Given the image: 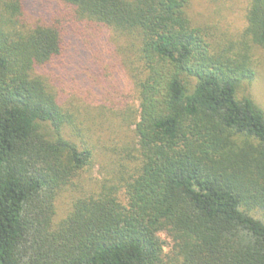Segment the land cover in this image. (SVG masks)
<instances>
[{"label": "trees", "instance_id": "16d2710c", "mask_svg": "<svg viewBox=\"0 0 264 264\" xmlns=\"http://www.w3.org/2000/svg\"><path fill=\"white\" fill-rule=\"evenodd\" d=\"M187 4L0 0V264H264V113L237 98L264 0L235 36Z\"/></svg>", "mask_w": 264, "mask_h": 264}, {"label": "rangeland", "instance_id": "374dc122", "mask_svg": "<svg viewBox=\"0 0 264 264\" xmlns=\"http://www.w3.org/2000/svg\"><path fill=\"white\" fill-rule=\"evenodd\" d=\"M245 6L246 0H188L186 11L195 25L210 28L216 27L219 33L235 36L241 33L245 27ZM252 53L256 63L254 77L250 81L240 82L237 89V98L241 99L243 97H248L264 113V48L253 46ZM63 76H67L68 79L58 80L56 76L53 77V83L57 86L63 98L72 102L74 106H83V102L88 103L83 99L84 94H78L77 90L79 89L81 92H90L92 94L93 87L87 84V82L84 83L82 79H73L70 74H63ZM112 77L107 79L109 84H114V86H116V80L118 78H122L123 81H125V79L128 80L127 76L120 71L115 72ZM89 96L92 100L95 97L94 95H88V97ZM95 103L96 102H90L88 106L89 109L84 110V113L85 111H91L92 114ZM95 113L96 111L94 110L93 115ZM101 123L103 122L101 121ZM102 126L105 127V124L103 123ZM127 133L129 132L127 131ZM101 165L103 164L101 163V159H99V162L96 163L92 171L94 178H100L101 175L104 174L105 171L102 170ZM85 178V176L82 177L83 180ZM82 183H84V181ZM92 184L93 182L91 183L88 181L84 187L90 189ZM68 202V193H65L56 202V219L64 216L68 207ZM257 217L264 221L262 215H257ZM160 237L166 244L164 252H168L171 246L170 239L163 233L160 234Z\"/></svg>", "mask_w": 264, "mask_h": 264}]
</instances>
